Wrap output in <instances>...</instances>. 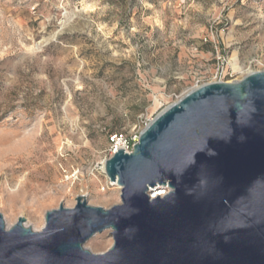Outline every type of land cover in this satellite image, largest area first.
Returning a JSON list of instances; mask_svg holds the SVG:
<instances>
[{
  "label": "rangeland",
  "instance_id": "rangeland-1",
  "mask_svg": "<svg viewBox=\"0 0 264 264\" xmlns=\"http://www.w3.org/2000/svg\"><path fill=\"white\" fill-rule=\"evenodd\" d=\"M251 70H264V0H0L5 225L33 229L77 195L120 203L99 190L110 129L133 135L191 87ZM112 242L106 229L84 247Z\"/></svg>",
  "mask_w": 264,
  "mask_h": 264
},
{
  "label": "water",
  "instance_id": "water-1",
  "mask_svg": "<svg viewBox=\"0 0 264 264\" xmlns=\"http://www.w3.org/2000/svg\"><path fill=\"white\" fill-rule=\"evenodd\" d=\"M104 171L109 208L77 195L38 231L0 213V264H264V70L189 90ZM106 229V251L84 248Z\"/></svg>",
  "mask_w": 264,
  "mask_h": 264
},
{
  "label": "built area",
  "instance_id": "built-area-1",
  "mask_svg": "<svg viewBox=\"0 0 264 264\" xmlns=\"http://www.w3.org/2000/svg\"><path fill=\"white\" fill-rule=\"evenodd\" d=\"M195 86H199V85H195ZM181 96L182 95H180L179 97H176V100H178ZM139 133L140 132H135L133 133V135H129V136L123 133L112 134L109 137L110 138L109 140L112 142V146L109 152V157H111L119 148L123 149L125 152H128V153L131 152L133 145L138 140ZM99 174L103 177V182L99 187L100 191L104 192L107 189H112V188H116L120 190L119 186L116 183L111 182L106 176L105 171H104V164L100 166ZM167 191H168V188L166 186H160V190H159L160 193L158 194L164 195L165 193H167Z\"/></svg>",
  "mask_w": 264,
  "mask_h": 264
},
{
  "label": "bare ground",
  "instance_id": "bare-ground-1",
  "mask_svg": "<svg viewBox=\"0 0 264 264\" xmlns=\"http://www.w3.org/2000/svg\"><path fill=\"white\" fill-rule=\"evenodd\" d=\"M233 65H234V66H237V64H236L235 61L233 62ZM255 71H258V70L247 71L246 73H244V76L247 75V74H249V73L255 72ZM242 77H243V76H242ZM242 77H241V78H242ZM241 78H240V79H241ZM240 79H235V80H232V81H237V80H240ZM227 82H231V81H227ZM199 86H200V85H199ZM199 86L191 87L190 89H188V91L191 90V89H195V88H197V87H199ZM188 91H186V92H188ZM186 92H185V93H186ZM185 93H183L182 96H183ZM180 98H181V97H180ZM180 98H179V99H180ZM179 99H178V100H179ZM178 100H176L175 102H177ZM173 103H174V102H173ZM159 193H160V192H159ZM24 224H25V226H28V224H27L26 222H25ZM11 225H13V223H10V222H7V221H6V227H7V228H9ZM43 225H44V223L42 222V224L33 227V230L38 231V230H40V229L42 228ZM29 227H30V226H29ZM84 248H86V247H84ZM86 249H87V248H86Z\"/></svg>",
  "mask_w": 264,
  "mask_h": 264
},
{
  "label": "trees",
  "instance_id": "trees-1",
  "mask_svg": "<svg viewBox=\"0 0 264 264\" xmlns=\"http://www.w3.org/2000/svg\"><path fill=\"white\" fill-rule=\"evenodd\" d=\"M112 134H116V132H115L114 129H110V131H109V137H110Z\"/></svg>",
  "mask_w": 264,
  "mask_h": 264
}]
</instances>
